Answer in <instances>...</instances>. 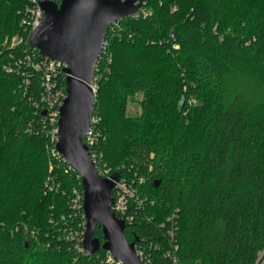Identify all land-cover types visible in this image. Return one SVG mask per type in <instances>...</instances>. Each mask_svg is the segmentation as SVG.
Instances as JSON below:
<instances>
[{
	"label": "trees",
	"instance_id": "1",
	"mask_svg": "<svg viewBox=\"0 0 264 264\" xmlns=\"http://www.w3.org/2000/svg\"><path fill=\"white\" fill-rule=\"evenodd\" d=\"M30 3L0 0V264H115L69 236L85 224L82 182L36 105ZM144 4L108 26L94 72L93 147L145 197L125 236L158 241L159 264H264V97L251 88L264 89V0ZM138 92L140 110L128 111ZM174 210L178 246L164 254L161 222ZM93 234L104 240L100 226Z\"/></svg>",
	"mask_w": 264,
	"mask_h": 264
},
{
	"label": "water",
	"instance_id": "2",
	"mask_svg": "<svg viewBox=\"0 0 264 264\" xmlns=\"http://www.w3.org/2000/svg\"><path fill=\"white\" fill-rule=\"evenodd\" d=\"M139 4L137 0H40L42 18L27 36L29 44L42 56L65 63L66 96L58 106L54 146L78 171L82 182L85 216L82 246L90 252L99 247L109 250L122 264L143 263L134 248L135 241L125 236L126 222L110 208L111 189L119 172L114 170L109 176L99 174L83 135L95 109L90 83L108 26L115 19L132 15ZM96 226L101 227L103 241L93 234Z\"/></svg>",
	"mask_w": 264,
	"mask_h": 264
},
{
	"label": "built area",
	"instance_id": "3",
	"mask_svg": "<svg viewBox=\"0 0 264 264\" xmlns=\"http://www.w3.org/2000/svg\"><path fill=\"white\" fill-rule=\"evenodd\" d=\"M40 0H31V3L27 5L26 11H28L27 18L23 19L27 25L30 26V29L36 26V24L40 21L43 15V10L39 6ZM55 1V0H54ZM59 2L60 0H56ZM140 1L139 8L133 13V15H139L141 12H148L146 8L143 7L145 0H137ZM106 46V40L104 42V46L102 50ZM96 64V63H95ZM65 63L53 59L51 57H45L36 60H31V66L37 69H41L42 73L40 75L39 82L41 83L42 90L39 93V99L36 102V105L42 106L44 110H48L49 121L53 126L50 128L51 136L54 140V144L56 141V131L58 128L57 119L59 116L58 106L62 102L63 98L66 96V82L56 78L58 72H62L66 75V71L63 70ZM96 68V66H95ZM92 82L90 83L93 94H94V102L96 98V88H97V80L96 75L93 74ZM44 121V118H42ZM98 117L93 113L90 115L88 123V130L83 135V142L87 145L88 151H90V155L96 166L97 171L102 176H109L110 170L109 167L105 165V162L102 160V151H97L93 144L97 142L99 137L98 126ZM55 147V146H54ZM57 151V150H56ZM60 154V153H59ZM61 155V154H60ZM63 157V156H62ZM64 159V158H63ZM140 180L143 179L139 177ZM111 193L113 196V201L110 204L111 210L120 218H122L126 223H132L134 220H138L134 214V212L141 207L142 202H144L145 197H142L137 192V186L135 185L134 178L129 179L124 175H118V180H116L115 185L111 189ZM74 197V204L80 205L82 208L83 202V194L82 191L76 189ZM84 215V211H83ZM85 217V216H84ZM177 212L176 210L168 213L163 221L161 222V226L164 228V234L168 236L166 250L164 254H173V251L177 249L176 242V234L175 230L177 227ZM85 223V220H84ZM85 228V224L82 229L74 230L69 236L75 239V246L78 249H83L82 246V234ZM134 248L138 254L139 260L143 264H159L155 259V255L152 253V249L158 250L161 247L158 241H149V243L145 244L138 237L134 240ZM87 251V250H86ZM175 256L172 257V260H175ZM110 261H115V264H122L121 261L114 258L112 253L108 250L107 259ZM183 264H194L192 262H185Z\"/></svg>",
	"mask_w": 264,
	"mask_h": 264
},
{
	"label": "rangeland",
	"instance_id": "4",
	"mask_svg": "<svg viewBox=\"0 0 264 264\" xmlns=\"http://www.w3.org/2000/svg\"><path fill=\"white\" fill-rule=\"evenodd\" d=\"M143 7L146 8V9H148L147 7H145V4H143ZM10 40H11V43L14 44V43H16V42H18L20 40V36L17 37L14 34ZM251 88H252V92L256 95L257 98L258 97H264V89L263 88L256 87L254 84L251 85ZM138 97H141V92L136 93V95L133 96L130 99V102L127 103V107H128L127 109H128V111L140 110L139 109L140 108L139 107V100H137ZM190 100L193 102V101H195V98L194 97H191ZM34 102H35V100H33V103ZM263 253H264V249L261 251L260 255H262Z\"/></svg>",
	"mask_w": 264,
	"mask_h": 264
}]
</instances>
